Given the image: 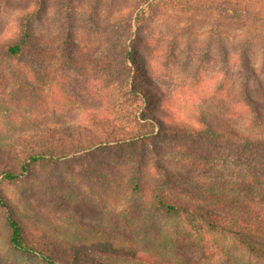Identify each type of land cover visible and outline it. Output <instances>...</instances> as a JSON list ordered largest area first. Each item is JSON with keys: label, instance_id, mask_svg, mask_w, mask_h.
<instances>
[{"label": "rangeland", "instance_id": "374dc122", "mask_svg": "<svg viewBox=\"0 0 264 264\" xmlns=\"http://www.w3.org/2000/svg\"><path fill=\"white\" fill-rule=\"evenodd\" d=\"M144 1L45 0L41 8L38 0H0V43L18 39L22 12L38 13L29 22L33 38L25 55L0 63V144H11L38 124L90 125L92 114L127 130L149 131L141 118L149 102L134 95L150 86L162 91L159 114L168 123L199 128L205 116L245 138H264V0H193L205 8L200 14L149 0L155 12L138 29L136 14ZM220 4L249 11L255 30L251 20L243 26L208 9ZM249 41L261 88L253 78L249 83L263 102L262 116L246 103L241 86L246 71L239 69L238 50ZM149 137L134 154L80 152L35 166L14 184L0 181V264H61L10 245L4 200L37 236L68 245L108 241L118 252L130 250V255H99L110 264H254L230 237L198 236L185 220L157 211L148 190L155 186L159 162L176 175L168 189L172 194L188 198L183 188L191 185L182 176L204 190L238 191L261 172L264 157L256 160L235 136L229 141ZM139 165L145 180L141 194L129 183ZM140 253L151 261L134 258Z\"/></svg>", "mask_w": 264, "mask_h": 264}, {"label": "trees", "instance_id": "16d2710c", "mask_svg": "<svg viewBox=\"0 0 264 264\" xmlns=\"http://www.w3.org/2000/svg\"><path fill=\"white\" fill-rule=\"evenodd\" d=\"M165 3L181 7L188 13L200 14L205 11L200 3L193 0H165ZM44 5L45 0H38V6L43 8ZM143 5L146 6H141L136 14L135 22L138 29L155 12L154 4L149 3V0H145ZM208 9L217 11L219 17L226 21L234 20L243 26L251 20V30H255L256 22L250 18L249 11H242L237 7L231 9L224 4H220L217 8L209 6ZM229 9H231L230 12ZM37 14V12L29 10L21 13L18 22L20 31L18 39L13 42L0 43V63L20 59L25 55L26 47L30 45V40L33 38V28L29 22L36 18ZM261 35L263 37L264 33ZM251 43L252 41L243 43L238 50L239 69L246 71V78L242 81L241 86L246 103L250 105L255 115L262 116L259 106H262L263 102L256 99V87L252 85V82L249 83V80L253 78V81L261 88L257 80L258 77L255 76L251 66L250 49L248 48ZM128 49L130 48L127 47V53ZM136 58L141 59L140 57ZM142 73L146 75L144 69L141 70ZM155 87L140 88L139 91H135L136 95H134L135 98L141 100L142 104V101L149 102L144 107L145 111L141 117L147 120L149 131L127 130L116 121L108 118L100 119L95 114H92L88 120L90 125L70 127L59 120L35 125L11 144H0V181L5 180L14 184L35 166L55 163L56 160L65 159L80 152L90 153L93 150L109 149L134 154L135 148L147 145L149 136L152 135L223 141H229L232 136H235L244 143L246 152L256 153V160L264 157V153H262L264 152V138L256 140L245 138L233 128H220L214 125L205 116L200 118L201 126L199 128L168 123L159 114L163 95L161 89ZM141 156L143 157V152ZM139 163L143 165V159ZM100 164L108 169L107 162ZM155 168L158 177L155 178V186L148 192L153 207L157 211L185 220L198 236L215 233L230 237L238 247L244 250L249 259L254 261V264H264V165L261 167L262 169L260 168V173L251 177V181L244 182L242 188L234 192H227L226 189L216 190L214 187L206 190L199 186L193 187L197 183L192 178L182 176L185 183L191 185V187L183 188L189 195L188 198L172 194L168 190L170 186L174 185L173 179L176 177L169 168L159 162L155 164ZM142 171L143 167L139 165L129 179L133 193L145 192ZM2 196H4V192L0 183V197ZM2 204L8 211L5 220L10 231L9 243L15 250L23 254L38 257L48 263L58 262L61 264H110L101 260L99 255H130L128 252L130 250L125 249L126 251L118 252L121 249H116L113 243L108 241H99L92 245H68L47 236H37L30 231L18 212L7 201L4 200ZM134 258L145 259L144 262L151 261L149 256L144 257L141 253Z\"/></svg>", "mask_w": 264, "mask_h": 264}]
</instances>
